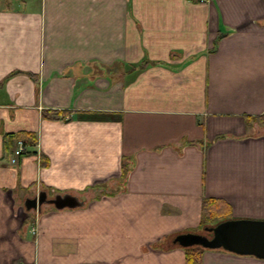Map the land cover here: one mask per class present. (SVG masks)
Wrapping results in <instances>:
<instances>
[{"label":"crops","instance_id":"crops-1","mask_svg":"<svg viewBox=\"0 0 264 264\" xmlns=\"http://www.w3.org/2000/svg\"><path fill=\"white\" fill-rule=\"evenodd\" d=\"M263 115L264 0H0V264H184L203 200L264 219Z\"/></svg>","mask_w":264,"mask_h":264},{"label":"water","instance_id":"water-1","mask_svg":"<svg viewBox=\"0 0 264 264\" xmlns=\"http://www.w3.org/2000/svg\"><path fill=\"white\" fill-rule=\"evenodd\" d=\"M27 202L35 208V205L40 207L42 200L39 197L37 202ZM44 204L51 205L56 210L79 206L76 199L70 195H56ZM207 232L209 237L191 233L177 235L173 243L182 248L197 246L206 250H222L237 256L264 260V220H227L207 229Z\"/></svg>","mask_w":264,"mask_h":264},{"label":"trees","instance_id":"trees-1","mask_svg":"<svg viewBox=\"0 0 264 264\" xmlns=\"http://www.w3.org/2000/svg\"><path fill=\"white\" fill-rule=\"evenodd\" d=\"M42 117H45V114H42ZM259 119H264V115ZM14 138H17L26 145H32L33 143V137L25 133H17L14 135ZM27 138L30 139L29 142L26 140ZM40 199L42 200L41 196ZM228 209L226 204L220 200H203L201 202L200 226L204 225L205 228H210L220 222L226 221V219H229ZM204 250L197 246L185 248L184 264H201V255Z\"/></svg>","mask_w":264,"mask_h":264},{"label":"built area","instance_id":"built-area-1","mask_svg":"<svg viewBox=\"0 0 264 264\" xmlns=\"http://www.w3.org/2000/svg\"><path fill=\"white\" fill-rule=\"evenodd\" d=\"M23 148H24L23 145L21 143H18L17 144V149L14 151V155L18 156ZM11 162H13V159H11Z\"/></svg>","mask_w":264,"mask_h":264},{"label":"rangeland","instance_id":"rangeland-1","mask_svg":"<svg viewBox=\"0 0 264 264\" xmlns=\"http://www.w3.org/2000/svg\"><path fill=\"white\" fill-rule=\"evenodd\" d=\"M238 218H231V219H226V220H236ZM239 219H246V220H264V219H250V218H239Z\"/></svg>","mask_w":264,"mask_h":264}]
</instances>
